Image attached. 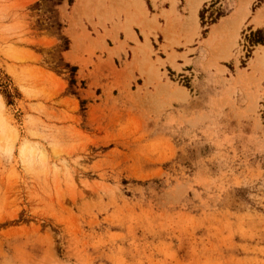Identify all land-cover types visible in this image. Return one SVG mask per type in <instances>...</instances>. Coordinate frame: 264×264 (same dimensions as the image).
Wrapping results in <instances>:
<instances>
[{"label": "rangeland", "instance_id": "obj_1", "mask_svg": "<svg viewBox=\"0 0 264 264\" xmlns=\"http://www.w3.org/2000/svg\"><path fill=\"white\" fill-rule=\"evenodd\" d=\"M185 1L0 0V264H264L262 31Z\"/></svg>", "mask_w": 264, "mask_h": 264}, {"label": "crops", "instance_id": "obj_2", "mask_svg": "<svg viewBox=\"0 0 264 264\" xmlns=\"http://www.w3.org/2000/svg\"><path fill=\"white\" fill-rule=\"evenodd\" d=\"M76 1V0H75ZM95 1V0H94ZM131 1H136V0H115L114 2H113V4H111L110 3V1L109 0H105V5L106 6H110V7H116V8H119L120 6L121 7H123V6H125L124 4H125V2H131ZM142 1V3L141 4H143V5H140V7H141V10L142 9H147L148 10V12L150 13V14H159L160 13V11L163 9V8H169V6H170V3L169 2H163V0H141ZM215 0H209V1H207L208 3H203L202 4V6L200 7V8H202L203 6L204 7H206V8H210L211 9V5L213 4V2H214ZM252 1V0H251ZM250 1V2H251ZM250 2L248 3V5H247V9H248V7H249V4H250ZM138 3H140V2H138ZM251 4H253V2L251 3ZM264 4V1L261 3V5L259 6V7H262V5ZM149 5H150V7H152V8H154L155 9V11L154 12H151L150 10H149ZM143 6H144V8H143ZM186 6V1L185 0H178V2L176 3V10H178L179 12H180V10L183 8V7H185ZM210 6V7H209ZM214 7V6H213ZM259 7H257L256 8V10L259 8ZM199 8V7H198ZM250 9H251V5H250ZM256 10H251V13H250V15L248 16V12H250V10L248 9V12L246 13V14H237V15H235L234 17H226V18H230V21H228V26L230 25V24H234V23H236V20L238 19V22H239V20L241 21V20H243V19H245L246 17H247V19H246V22H245V25H247V28H246V30H245V32L242 34V37H243V42H245V44H247V47L248 48H250V49H253V48H255L256 47V44H254V42H253V40H250V38L248 39V37H250V35L254 32V31H256L257 29H260L261 31H262V40L259 42V43H257V46L258 45H264V31H263V29L262 28H264V6L262 7V9H260L258 12H255ZM197 11H198V9H197ZM188 14V12L187 13H185V14H183L184 16L185 15H187ZM196 16H197V12H196ZM223 17H225V16H223ZM223 17H221V18H223ZM226 18H224L223 20H226ZM259 20H262V23H260V24H257L256 23V21H259ZM158 21H159V23L163 26L164 25V21H163V19L161 18V17H158ZM198 22H199V11H198ZM253 24H252V23ZM225 22H223V21H221L220 22V24H216L217 26H216V29L217 28H219V25H222V24H224ZM255 24V25H254ZM134 29V32L136 33V36H137V39L139 40V41H141V42H143L144 41V38H143V36H141L140 34H139V31L137 32L136 30H135V28H133ZM208 33H209V31L207 32V35H208ZM206 37V36H205ZM205 37H202L201 35H200V39H198L199 41L198 42H200L201 43V45H197V44H195L197 41H196V38H194L193 39V42L191 43V44H187L186 45V49H188V50H194V52H191V53H189V55H188V57L190 58V59H192L193 61H195L197 58H199L198 57V54H199V52H200V50H202V49H204L205 47H204V45H203V41L202 40H204V38ZM119 39L120 40H123V35L121 34V33H119ZM106 42H107V44L109 45V42L106 40ZM149 42H150V45H151V47L154 49V50H156V51H159V52H162L163 53V50L160 48V46L161 45H163L165 42H164V35L161 33V32H156V38L155 37H153V36H150L149 37ZM181 42H183V40H181ZM127 43H128V45L129 46H134L135 45V43L133 42V41H127ZM186 49L185 48H183V47H181V46H178V47H174V51L176 52V53H178V54H180V53H183V52H187L186 51ZM253 52V51H252ZM240 59H243V56H240V58H239V64H240ZM177 61H178V63H182V61H181V59L180 58H178L177 59ZM187 66H184V68H186ZM186 72H189L190 70H185Z\"/></svg>", "mask_w": 264, "mask_h": 264}, {"label": "bare ground", "instance_id": "obj_3", "mask_svg": "<svg viewBox=\"0 0 264 264\" xmlns=\"http://www.w3.org/2000/svg\"><path fill=\"white\" fill-rule=\"evenodd\" d=\"M190 1V0H189ZM251 0H239V4H238V6H237V11L233 14V16H230V17H234L235 15H237V14H246L247 12H248V9H247V5H248V3L250 2ZM190 3V2H189ZM140 5H142L141 4V2H140ZM190 5V4H189ZM199 5H200V1L199 0H192V2H191V14H190V16L188 17V21L187 22H189L190 24H194L195 25V22H196V12H197V9H198V7H199ZM223 22H225L224 24H222V25H219V28L220 27H225V26H228V21H230V18H226V20H222ZM256 23L257 24H260V23H262V20H259V21H256ZM186 25H187V23H186ZM193 25V26H194ZM190 27H191V25H190ZM216 29V28H215ZM218 29V28H217ZM168 91V90H167ZM173 94H174V97H176V95H177V97L179 96V97H184L185 96V90H183L182 88H177L176 90H174V92H172Z\"/></svg>", "mask_w": 264, "mask_h": 264}, {"label": "built area", "instance_id": "obj_4", "mask_svg": "<svg viewBox=\"0 0 264 264\" xmlns=\"http://www.w3.org/2000/svg\"><path fill=\"white\" fill-rule=\"evenodd\" d=\"M241 50H242V56L243 58L245 57V53H248V47L247 44H245V42H243V37H241V46H240Z\"/></svg>", "mask_w": 264, "mask_h": 264}, {"label": "trees", "instance_id": "obj_5", "mask_svg": "<svg viewBox=\"0 0 264 264\" xmlns=\"http://www.w3.org/2000/svg\"><path fill=\"white\" fill-rule=\"evenodd\" d=\"M257 43H259L260 41H256Z\"/></svg>", "mask_w": 264, "mask_h": 264}]
</instances>
